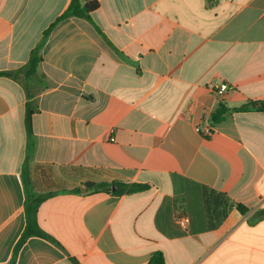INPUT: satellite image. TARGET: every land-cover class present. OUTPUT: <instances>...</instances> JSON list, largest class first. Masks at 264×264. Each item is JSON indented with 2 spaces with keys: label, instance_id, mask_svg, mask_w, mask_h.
<instances>
[{
  "label": "crops",
  "instance_id": "crops-1",
  "mask_svg": "<svg viewBox=\"0 0 264 264\" xmlns=\"http://www.w3.org/2000/svg\"><path fill=\"white\" fill-rule=\"evenodd\" d=\"M70 2L0 0V72L23 67ZM98 2L40 49L47 86L33 100L26 180L48 196L36 220L51 240L30 237L15 257L27 99L0 77V264H147L157 252L165 264H264V112L210 120L220 104L264 101V0ZM219 84L230 90L209 89Z\"/></svg>",
  "mask_w": 264,
  "mask_h": 264
},
{
  "label": "trees",
  "instance_id": "trees-1",
  "mask_svg": "<svg viewBox=\"0 0 264 264\" xmlns=\"http://www.w3.org/2000/svg\"><path fill=\"white\" fill-rule=\"evenodd\" d=\"M99 2L98 1H89V0H71L67 10L44 32L43 38L40 43L34 48V50L30 54V58L28 62L21 68L15 71H7L0 72V77L9 78L19 84L25 90L26 93V113H25V129L28 138V147L26 159L24 162V167L22 169V177L24 178L23 185L25 191V200H24V216H25V229L20 236L15 248H14V257L20 248V246L30 237H41L51 240L49 236H47L42 230L39 228L36 213L41 205V203L48 197L45 195H40L35 193L30 185H28L26 176H27V159L29 158V141L32 138V129H31V117L34 113L33 108V100L36 94L46 88V84L43 82L42 77L38 75V66L42 62L40 56V49L43 44L44 39L49 33L50 29L59 21L70 18H84L88 21L90 19V13L98 9ZM33 84H35V88H39L38 90L34 89ZM247 111H255V112H264V101H250L245 105L238 107L227 109L222 104H220L217 109L211 114L210 120L213 124L218 123L224 120V116L226 113L232 112H247ZM119 186V189L115 192H111V184L107 183H86L84 187L87 188L89 192H105L112 193L114 195H122V194H131L137 191H141L145 189L144 185L139 184H115ZM236 209L240 213H245L246 208L241 205H236ZM14 260L11 264H13ZM147 264H165L164 258L161 253H154L149 259Z\"/></svg>",
  "mask_w": 264,
  "mask_h": 264
},
{
  "label": "built area",
  "instance_id": "built-area-1",
  "mask_svg": "<svg viewBox=\"0 0 264 264\" xmlns=\"http://www.w3.org/2000/svg\"><path fill=\"white\" fill-rule=\"evenodd\" d=\"M89 1H98V0H89ZM209 89L214 92L215 94H224L228 90H230V87L226 84H219V85H210ZM211 132L210 129H207L205 131L206 134H209ZM112 140V139H111ZM174 222L182 229H187L189 225V219L188 217L184 215H176L174 217Z\"/></svg>",
  "mask_w": 264,
  "mask_h": 264
},
{
  "label": "water",
  "instance_id": "water-1",
  "mask_svg": "<svg viewBox=\"0 0 264 264\" xmlns=\"http://www.w3.org/2000/svg\"><path fill=\"white\" fill-rule=\"evenodd\" d=\"M116 189H117L116 186H113V187H112V191H115Z\"/></svg>",
  "mask_w": 264,
  "mask_h": 264
}]
</instances>
